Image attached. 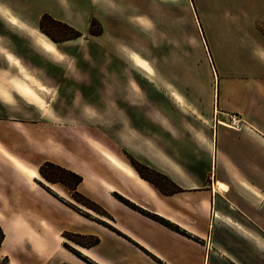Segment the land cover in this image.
<instances>
[{"label":"rangeland","instance_id":"374dc122","mask_svg":"<svg viewBox=\"0 0 264 264\" xmlns=\"http://www.w3.org/2000/svg\"><path fill=\"white\" fill-rule=\"evenodd\" d=\"M18 1L0 0V74L5 73L0 84L12 92L13 87L5 82L8 76L27 79L6 58L9 52L38 81L33 87L43 107L30 104L17 92L23 98L18 99L34 107V119L57 122L50 131L58 132L66 153L78 155L75 160L79 168L90 178L84 184L108 177L104 158L92 141L103 139L107 127L106 143L115 152L114 147L119 146L120 158L131 164L140 178L164 194L181 189L165 177L170 178L165 162L153 163L152 146L143 139V133L151 135L153 129L148 114L154 96L158 100L160 95L161 106L172 107L171 123L170 117L161 114L162 128L172 132L176 131V122L185 128L190 103H215L213 97L223 79L247 71L248 56L257 48L254 37L264 33V22L254 12L256 0H121L122 7L109 5L107 0H20L26 1L27 11L18 9ZM50 9L65 20L53 17L46 11ZM97 9L105 13L104 20L98 17ZM46 13L50 17L42 20ZM10 16L26 27L12 23ZM30 27L38 32L32 33ZM40 85L46 88L39 89ZM173 92L182 97L176 95L181 103ZM47 104L51 108L44 115ZM3 116L20 121L33 118L13 109L4 111ZM215 118L214 113L212 124ZM103 121L108 125L101 124ZM204 127L199 118L197 132L204 131ZM103 143L98 145L103 147ZM42 164L39 183L60 201L45 191L32 190L22 176L2 168V181H8L0 184V204L5 211L22 209L32 220L35 210L39 213L38 207L61 216L74 213L75 208L97 219L104 217L101 210L89 205L92 199L74 191L75 176L59 169L42 171ZM77 174L83 178L82 173ZM202 175V171L191 172L187 180L199 183ZM59 215L55 216L64 225ZM0 221H5L1 212ZM219 224L220 230L228 228L223 221ZM235 230L250 244L239 264H264V236L250 237L243 229ZM1 231L0 227V243ZM63 234L72 242L94 241L69 232Z\"/></svg>","mask_w":264,"mask_h":264},{"label":"crops","instance_id":"0c3cea01","mask_svg":"<svg viewBox=\"0 0 264 264\" xmlns=\"http://www.w3.org/2000/svg\"><path fill=\"white\" fill-rule=\"evenodd\" d=\"M107 1L109 5L122 7L121 0ZM256 2L254 12L264 22V0ZM16 3L18 9L27 11L26 1ZM46 11L65 20L56 10ZM104 14L99 10L97 15L104 20ZM9 18L19 27H26L17 18ZM29 29L34 34L38 32ZM253 41L257 48L248 56L247 71L224 78L213 97L215 103L200 106L190 103V118L184 129L177 122L175 132L162 128L161 114L170 117L171 123L172 107L161 106L160 95L158 100L154 96L148 114L153 129L151 135L143 133V139L152 146L153 163L165 162L169 177L181 187L170 194L160 192L154 184L140 178L135 168L120 158L119 146L114 147L118 151L115 152L106 143L107 127L103 139L96 137L92 141L93 148L104 158L108 177H96L94 184H84L88 176L75 160L78 155L66 153L58 132L50 131L57 122L34 119V107L30 104L43 107V100L36 97L33 87L38 81L16 57L6 52V58L27 79L14 74L7 81L1 79L14 90H5L0 84V100H4L0 102V184L8 183L2 181V168L6 172L12 170L32 190L45 191L60 201L39 183V166L46 161L54 162L82 173L83 180L77 190L95 201L104 217L97 219L73 207L74 213L61 216L38 207L39 213L35 210L32 220L22 209L7 212L0 204L5 218L0 221L3 231L0 264H239L250 244L235 229H243L250 237L264 236V33L261 31ZM17 92L26 96L24 99L30 104L22 103L18 98H23ZM172 95L181 103L176 97L180 96L178 93ZM216 104L221 124L214 126ZM50 108L51 104H47L44 115ZM7 109L23 110L33 118L23 121L8 118L3 116ZM229 112L242 118L240 129L224 122ZM199 118L205 123L200 133L196 129ZM101 124L108 125L107 121ZM76 137L80 139L78 134ZM101 141L103 147L98 145ZM200 171L203 175L199 183L188 182L191 172ZM221 183L226 188H221ZM55 215L63 219L64 225ZM163 220L178 226L180 231ZM220 221L228 228L220 230ZM63 232L94 241L72 242ZM23 252L25 256L21 255Z\"/></svg>","mask_w":264,"mask_h":264},{"label":"trees","instance_id":"16d2710c","mask_svg":"<svg viewBox=\"0 0 264 264\" xmlns=\"http://www.w3.org/2000/svg\"><path fill=\"white\" fill-rule=\"evenodd\" d=\"M47 17H50V15L46 13V14H44V15L42 16V20H45V18H47ZM41 169H42V171H45V170H51V169H59V170L64 171V172H66V173H70V174H72L73 176H75V177L77 178V181H76V187H75L76 192H77L79 195H82V196H83V194L80 193V192L77 190V186H78V184H79L80 182H82V180H83L82 176L78 175V174L75 173L74 171L67 170L66 168H64V167H62V166H60V165H57V164H55V163H53V162H50V161H46L45 163H43L42 166H41ZM39 172H40V171H39ZM45 177H46V175H45ZM165 177H166L171 183H174L170 178H168L167 176H165ZM77 183H78V184H77ZM178 190H179V189H178ZM178 190H175V191H173L172 193H174V192H176V191H178ZM166 194H170V193H166ZM85 197H87V196H85ZM88 199H89V198H88ZM125 201H126V200H125ZM89 205H92L94 208H96V210L99 209V211L101 210V211L103 212V210L101 209V207H99L98 204H97L95 201L90 200V204H89ZM163 222H164L166 225H168L169 227L174 228V229L180 231V228H179L178 226L173 225L172 223H170V222H168V221H164V220H163ZM1 236L3 237V232H2V231H1Z\"/></svg>","mask_w":264,"mask_h":264},{"label":"built area","instance_id":"2783aa9c","mask_svg":"<svg viewBox=\"0 0 264 264\" xmlns=\"http://www.w3.org/2000/svg\"><path fill=\"white\" fill-rule=\"evenodd\" d=\"M214 110H215L214 113L216 117L214 121V126H216L217 123L221 124V121L217 119V108H215ZM224 122L227 123V125L229 127H232L233 129H240L243 124L242 118L237 114H228L227 121H224Z\"/></svg>","mask_w":264,"mask_h":264},{"label":"bare ground","instance_id":"6f19581e","mask_svg":"<svg viewBox=\"0 0 264 264\" xmlns=\"http://www.w3.org/2000/svg\"><path fill=\"white\" fill-rule=\"evenodd\" d=\"M14 19H11V21H13ZM42 44L45 46V41H42ZM220 185V187H221V185H224V187H221V188H226V185L225 184H219Z\"/></svg>","mask_w":264,"mask_h":264},{"label":"snow or ice","instance_id":"6c2138e0","mask_svg":"<svg viewBox=\"0 0 264 264\" xmlns=\"http://www.w3.org/2000/svg\"><path fill=\"white\" fill-rule=\"evenodd\" d=\"M12 23H16V21L13 20ZM33 175H35V174L33 173ZM221 187H224V185H221Z\"/></svg>","mask_w":264,"mask_h":264},{"label":"water","instance_id":"95a60500","mask_svg":"<svg viewBox=\"0 0 264 264\" xmlns=\"http://www.w3.org/2000/svg\"><path fill=\"white\" fill-rule=\"evenodd\" d=\"M210 58V60H211V62H212V59H211V57H209ZM212 67L214 68V66L212 65ZM215 72V71H214ZM215 74H216V72H215Z\"/></svg>","mask_w":264,"mask_h":264},{"label":"flooded vegetation","instance_id":"af4514ba","mask_svg":"<svg viewBox=\"0 0 264 264\" xmlns=\"http://www.w3.org/2000/svg\"><path fill=\"white\" fill-rule=\"evenodd\" d=\"M0 21H2V20H0ZM3 23V22H2ZM0 25H1V23H0ZM54 163V162H53Z\"/></svg>","mask_w":264,"mask_h":264}]
</instances>
